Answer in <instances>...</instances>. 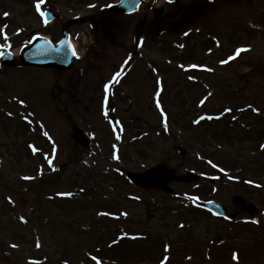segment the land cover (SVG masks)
<instances>
[{"label": "rangeland", "instance_id": "obj_1", "mask_svg": "<svg viewBox=\"0 0 264 264\" xmlns=\"http://www.w3.org/2000/svg\"><path fill=\"white\" fill-rule=\"evenodd\" d=\"M115 1L44 0L41 11L52 9L61 17L46 24L35 9L37 0H0V29L8 36L5 41L0 32V45H11L0 51L20 53L38 34L57 42L65 21L95 17L68 29L78 53L72 70L0 66V164L9 181L0 187V241L19 242L17 249L10 248L12 259L22 252L25 264L35 258L40 264H60L64 253L70 264H88L85 258L102 249L126 264H148L161 253L159 238L171 247L169 264H264L261 218L253 223L240 213L230 221L218 219L189 199L220 200L232 211L239 193L264 210V0H146L130 15L107 9L99 16ZM238 48L250 51L221 63ZM129 58L127 75L105 92L104 85ZM157 85L163 89L158 100ZM157 101L170 115L167 132L160 129ZM242 107L246 114L239 126L228 123ZM202 114L223 119L194 123ZM74 124L93 134L91 148L72 139ZM27 140L40 145L35 165L41 179L35 187L34 159L21 146ZM178 142L188 150L186 156L174 149ZM117 144L118 158L113 156ZM12 153L24 156L23 162L12 159ZM160 162L180 174L198 173L200 180L171 182L172 194L127 180L128 170ZM241 170L251 179L248 193L243 180L231 182ZM218 171L224 176L219 178ZM51 174L57 181L46 184ZM23 177L32 179L16 186ZM153 250L158 252L154 258Z\"/></svg>", "mask_w": 264, "mask_h": 264}, {"label": "water", "instance_id": "obj_2", "mask_svg": "<svg viewBox=\"0 0 264 264\" xmlns=\"http://www.w3.org/2000/svg\"><path fill=\"white\" fill-rule=\"evenodd\" d=\"M141 1L142 0H124L123 3L117 5L115 10L134 11L139 6ZM67 39L68 38L65 37L58 46L52 45L45 38L38 39L35 44H33L22 54V61L26 64L58 66L63 69H69L74 64V57ZM1 62L12 66L15 64V58L11 53H6L1 59ZM75 137L82 142H85L80 130H76ZM176 149L181 154H186V150L182 144L176 145ZM128 177L136 184H155L157 187L162 186L166 191H171V188L168 187V182L172 179L188 182L198 179V176L192 173H188L184 176H177L173 170L168 169L164 164H159L156 167L145 171L144 173H128ZM195 203L197 205H202L208 209H211L218 214H225L223 206L217 202L201 203L199 200H195ZM235 203L244 207L245 210L253 212V206L246 205L242 197L238 196L235 199Z\"/></svg>", "mask_w": 264, "mask_h": 264}, {"label": "snow or ice", "instance_id": "obj_3", "mask_svg": "<svg viewBox=\"0 0 264 264\" xmlns=\"http://www.w3.org/2000/svg\"><path fill=\"white\" fill-rule=\"evenodd\" d=\"M121 2H123V0H121ZM167 2L171 4V3L174 2V0H167ZM210 2H213V0H210ZM43 3H44V0H37V3L35 4V9H36V11H37V12L39 13V15L42 16V17L46 16V14H45L43 11H41V5H42ZM107 6H108V7H112L113 5H107ZM90 7H95V5H90ZM8 15H9L8 13H4V16H5V17H7ZM45 23H47L46 20H45ZM197 31H199V29H197ZM0 32H3V33H4L3 38H4L5 41H7V40H8V36H7L6 32H4L3 29H0ZM184 35L187 36V35H189V33H188V32H185ZM138 46H141V47H142V46H143V41H138ZM10 47H11L10 44L0 45V49H7V48H10ZM180 47H183V45H180ZM246 51H250V49H247V48H238V49L235 50L234 55L230 56L227 60H224V61H222L221 63L227 64V63H229L231 60L236 59V58H237L242 52H246ZM5 54H6L5 51H0V56H4ZM75 54H76L75 51H73V55H75ZM129 62H130V58H129V60H125V61H124L125 64H127V63H129ZM182 67H183V66H182ZM196 67H197V65H195V64L191 65V68H193V69H195ZM205 70H206V71H212V69H205ZM120 76H121V72H120V71H117V72L114 74V76L112 77V80H111L108 84H105V85H104V91H105V92H108L109 89H110V87H111V84H112L113 82H119V81H118V78H119ZM189 79H193V77L190 76ZM209 96H211V93H209ZM207 98H208V97H205V100H207ZM205 100H202V101H201V105H203V104L205 103ZM20 103L23 104V101L21 100ZM105 104H107V99H106V98H105ZM157 107H158V108L161 107L159 101H157ZM226 111H229V112H230L231 109L229 108V109H227ZM9 115H11V113H9ZM161 115H162V116L164 115L163 109H161ZM105 116H107V111H105ZM219 118H220V117H212V116L204 117V116H201L199 119L195 120L194 123L199 124L202 120H205V119H207V120H212V119H219ZM166 119H167V118L165 117V122H166ZM29 123H31V121H29ZM117 123H118V122H117ZM122 130H123V129H121V131H122ZM43 134H44L45 136H48V133H47V132H44ZM116 139H120V136L117 135ZM29 147L32 149L33 154H36L37 151H39V149H37V148H36L35 146H33V145H29ZM261 147L264 148V145H262ZM117 158H118V157H117ZM45 159H47L49 165H51V163H52L51 159H49L47 156L45 157ZM213 167H215V165H213ZM23 179H26V180H27V179H32V177H23ZM257 186H259V185H257ZM81 191H83V189H81ZM68 195H70V194H68ZM189 199L195 200L196 197H189ZM9 202L12 203L11 198H9ZM100 215H109V214H108V213H100ZM121 215L126 217L128 214H127V213H121ZM20 219H21V221H22L23 223H27V220H26L24 217H20ZM252 222H253V223H258V221H252ZM180 227H183V225H181ZM123 238H124V237H121V239H123ZM130 238H131V239H138V238H140V237L132 236V237H130ZM10 247H12L13 249H15V248L18 247V245H16V244H12V245H10ZM36 247L39 248V247H41V245H40L39 243H37V244H36ZM168 251H170V248H169V247H166V248H165V252H168ZM91 259H92V261L95 262V264H102V260H101L100 258H98L97 256H95V255H93V256L91 257ZM188 259L190 260L191 257H189ZM232 259H233L234 261H237V262H238L239 254L236 253V252H233V253H232ZM169 261H170V257L167 256V255H165V256L163 257V259L160 261V264H169ZM29 264H40V261H38V260H31V261H29ZM65 264H67V262H65Z\"/></svg>", "mask_w": 264, "mask_h": 264}, {"label": "flooded vegetation", "instance_id": "obj_4", "mask_svg": "<svg viewBox=\"0 0 264 264\" xmlns=\"http://www.w3.org/2000/svg\"><path fill=\"white\" fill-rule=\"evenodd\" d=\"M82 22H86V18H81L80 19ZM76 21V19H73L72 20V23H74ZM264 73L260 74V75H263ZM0 147H1V144H0ZM1 150V148H0ZM8 154V153H7ZM12 155V159H21L22 158V155H20L19 157L17 155H14V153L11 154ZM4 155L2 154V151H0V157H3ZM34 156H37V153L34 154ZM7 176V173L5 170L1 169L0 168V187H5V184H7L9 181H8V177ZM20 180L16 179V186H18V184H20ZM11 188H13V186H15V180L13 179L11 183H9V185ZM233 216L232 217H237L238 215L235 214V213H232ZM6 249V246H4V244L0 243V251H5ZM63 252V251H62ZM35 260H38V258H36ZM67 255L64 253V262H67ZM62 262V260H61ZM0 264H24V261H23V258H18L15 260H10V257L8 255L6 256H3V257H0Z\"/></svg>", "mask_w": 264, "mask_h": 264}]
</instances>
